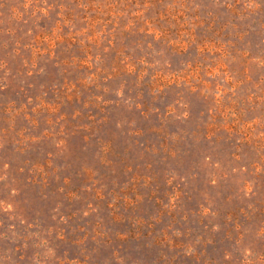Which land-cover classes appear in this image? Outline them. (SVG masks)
<instances>
[{
	"label": "rangeland",
	"instance_id": "1",
	"mask_svg": "<svg viewBox=\"0 0 264 264\" xmlns=\"http://www.w3.org/2000/svg\"><path fill=\"white\" fill-rule=\"evenodd\" d=\"M0 264H264V0H0Z\"/></svg>",
	"mask_w": 264,
	"mask_h": 264
}]
</instances>
